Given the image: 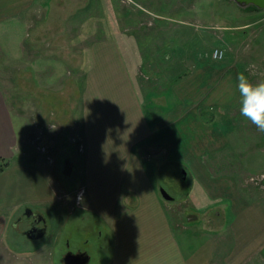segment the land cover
Wrapping results in <instances>:
<instances>
[{
	"label": "crops",
	"instance_id": "0c3cea01",
	"mask_svg": "<svg viewBox=\"0 0 264 264\" xmlns=\"http://www.w3.org/2000/svg\"><path fill=\"white\" fill-rule=\"evenodd\" d=\"M41 1L0 0V31H10L15 20L26 22L24 16ZM239 10L243 14L229 20L244 23L226 29H245L264 13ZM219 46L226 56L228 42ZM80 56L88 68L81 91V128L71 143L81 169L80 200L73 187L54 184L42 156H18L19 122L0 89V164L5 165L0 170V238L13 242L15 228L9 234L8 226L28 217L20 215L27 207L45 219L42 239L49 228L59 226L54 242L20 248L21 255L38 254L37 259L4 264H44L43 255L55 264L56 253L72 250L75 235L96 250L91 239L97 230L113 237L104 264H252L264 259V197H250L235 173L218 172L210 163L230 146V132L217 123L224 120L221 112L239 107L235 85L237 74L246 71L244 60L231 53L221 60L211 54L200 57L171 83L166 98L172 103L159 104L150 119L116 39L91 41ZM152 144L163 147L150 153L146 146ZM164 158L182 165L192 181L185 208H170L160 193ZM29 223L28 218L18 229L24 234ZM89 248L79 249L90 253L91 263Z\"/></svg>",
	"mask_w": 264,
	"mask_h": 264
},
{
	"label": "rangeland",
	"instance_id": "374dc122",
	"mask_svg": "<svg viewBox=\"0 0 264 264\" xmlns=\"http://www.w3.org/2000/svg\"><path fill=\"white\" fill-rule=\"evenodd\" d=\"M38 5L24 16L27 23L18 19L10 31H0V89L19 122L18 156L24 154L26 160L42 156L54 184L73 187L75 196L82 181L78 154L71 143L81 128V91L88 68L80 60V51L91 41L116 39L150 119L159 104L172 103L171 97L166 98L171 83L226 41L230 50L224 59L231 53L244 60L243 68L253 82L264 73V22L257 17L245 29H226L244 23L229 20L235 13L243 14L229 0H42ZM219 10L221 16L216 14ZM252 66L256 75L250 74ZM221 114L224 120L217 124L230 132V146L213 157L211 165L218 172L235 173L250 197H264V133L240 116L239 107ZM159 147L163 144L147 145L146 149L152 153ZM182 170L179 163L163 159L159 184L174 197L167 202L176 210L189 204L186 196L192 186ZM20 215L25 216L24 212ZM186 215L181 220L185 221ZM28 218L19 217L9 224L7 233L15 228L12 243L7 241L9 237L0 238V264L37 259L38 254L21 255L25 243L54 242L59 226L49 228L44 239L29 238L19 230ZM79 238L75 235L70 249L89 248L85 239ZM91 240L97 246L96 240ZM106 240L112 241L111 232ZM94 245L96 250L89 248L90 264H104L110 251L100 254ZM62 255L55 254V264H63ZM43 258L46 264L51 260ZM252 264H264V259Z\"/></svg>",
	"mask_w": 264,
	"mask_h": 264
},
{
	"label": "clouds",
	"instance_id": "9594fccd",
	"mask_svg": "<svg viewBox=\"0 0 264 264\" xmlns=\"http://www.w3.org/2000/svg\"><path fill=\"white\" fill-rule=\"evenodd\" d=\"M250 74L256 75L255 66H252ZM235 87L239 95L240 116L264 133V73H261L258 81L253 82L246 72H240L236 76ZM77 199H82V193L78 194Z\"/></svg>",
	"mask_w": 264,
	"mask_h": 264
},
{
	"label": "water",
	"instance_id": "95a60500",
	"mask_svg": "<svg viewBox=\"0 0 264 264\" xmlns=\"http://www.w3.org/2000/svg\"><path fill=\"white\" fill-rule=\"evenodd\" d=\"M234 2L240 9L248 10L250 8L256 10H264V0H229ZM185 173V171H184ZM160 193L166 200H173L174 197L164 187H160ZM28 217L37 215L30 207H27L25 213ZM44 223L43 228L32 227L25 231L24 234L29 238H40L46 233L45 219L41 215L38 221ZM61 261L63 264H90L91 255L87 250H68L62 255Z\"/></svg>",
	"mask_w": 264,
	"mask_h": 264
},
{
	"label": "trees",
	"instance_id": "16d2710c",
	"mask_svg": "<svg viewBox=\"0 0 264 264\" xmlns=\"http://www.w3.org/2000/svg\"><path fill=\"white\" fill-rule=\"evenodd\" d=\"M248 10H254L252 8L248 9ZM256 10V9H255ZM4 164H0V170H2L4 168ZM107 234H109V232H102V235H99L98 230L95 231L93 239L96 240V245L95 246L98 250H100V252L104 253L107 251H111L112 249V244H113V237H112V241L106 240Z\"/></svg>",
	"mask_w": 264,
	"mask_h": 264
},
{
	"label": "built area",
	"instance_id": "2783aa9c",
	"mask_svg": "<svg viewBox=\"0 0 264 264\" xmlns=\"http://www.w3.org/2000/svg\"><path fill=\"white\" fill-rule=\"evenodd\" d=\"M262 21L264 22V15L262 17ZM225 55V49L222 48V47H215L213 50H212V53H211V56L212 58L216 59V60H219V59H222ZM43 151L46 150L45 147H40ZM80 149H82V146L80 145Z\"/></svg>",
	"mask_w": 264,
	"mask_h": 264
},
{
	"label": "flooded vegetation",
	"instance_id": "af4514ba",
	"mask_svg": "<svg viewBox=\"0 0 264 264\" xmlns=\"http://www.w3.org/2000/svg\"><path fill=\"white\" fill-rule=\"evenodd\" d=\"M25 213V211H24ZM37 215L35 216H30L29 219H30V223H29V227L27 229H25V231L29 230L30 228L32 227H39V228H43L44 226V223L40 220L38 221V218L41 217L40 214L36 213ZM26 215V214H25ZM81 250V249H79Z\"/></svg>",
	"mask_w": 264,
	"mask_h": 264
}]
</instances>
